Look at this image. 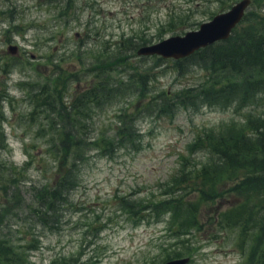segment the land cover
Wrapping results in <instances>:
<instances>
[{"label": "rangeland", "instance_id": "374dc122", "mask_svg": "<svg viewBox=\"0 0 264 264\" xmlns=\"http://www.w3.org/2000/svg\"><path fill=\"white\" fill-rule=\"evenodd\" d=\"M239 1L0 0V240L26 264H165L176 252L189 257V264H256L258 245L239 230L204 223L201 231L180 237L169 214L139 205L168 198L177 170L209 160L203 151L192 153L197 138L231 124L245 127L251 107L223 99L173 114L154 112L155 96L176 98L183 89L206 83L208 68L199 60L185 64L184 71L174 60L158 66L155 57L137 52L198 30ZM256 9L249 8V18ZM13 23L31 27L9 36ZM22 33L38 39V56H4L8 40L20 42ZM116 56L128 57L133 67L118 66ZM108 73L109 81L125 83L118 87L124 93L95 105L85 121V135L99 140L103 150L90 151L78 165V187L65 201L43 204L44 191L58 184L59 155L51 151L53 117L38 109V88L56 84L62 74L69 104ZM139 74L149 76L144 90L136 81ZM133 129L141 134L139 147L105 148L108 139ZM237 200H223L225 208Z\"/></svg>", "mask_w": 264, "mask_h": 264}, {"label": "trees", "instance_id": "16d2710c", "mask_svg": "<svg viewBox=\"0 0 264 264\" xmlns=\"http://www.w3.org/2000/svg\"><path fill=\"white\" fill-rule=\"evenodd\" d=\"M254 5L257 9L252 15L256 16L251 19L246 13L240 24L245 26L239 30L238 25L228 40L201 49L188 58L174 60L175 67L181 71H184L185 64L193 61L205 63L209 73L206 83L183 89L176 98L161 93L153 99L154 112L164 114H173L179 108L188 110L200 101L203 104H218L223 99L238 102L251 107L248 124L245 127L231 124L199 136L192 146V153L205 152L208 162L202 166V162L194 160L180 168L170 178L168 198L154 204L140 202L139 205L148 212L169 214L180 237L201 231L204 223L213 225L216 222L223 231L239 230L240 236L256 241L258 257L255 263L264 264V98L261 102L258 100L264 96V0H252L250 7ZM153 57L158 66L166 61ZM127 60L126 56H116L117 65L126 71L133 67L127 64ZM107 77L109 73L105 81L92 82L69 104L64 103L69 83L62 74L59 75L61 81L56 84L38 88V101L41 100L38 109L48 110L50 118L53 117L50 123L54 124V131L50 134L54 148L51 151L59 155L58 184L52 190L44 191L41 196L43 204L65 201L67 192L78 187V165L87 159L90 151L103 150L99 140L89 141L85 135V121L91 119L95 105L100 107L106 101L118 98L120 92L124 93L118 87L125 83H114ZM139 77L137 84L144 90L149 76L139 74ZM141 96L144 97V93L141 92ZM162 96L164 100L159 101ZM120 124L123 129L127 128L126 123ZM140 135L135 129L132 133H120L113 140L108 139L105 148L115 144L120 148L139 147ZM230 199L238 200L225 208L223 200ZM49 209V212L53 211L54 206ZM176 253L172 259L189 258L181 252ZM0 264L26 263L22 254L0 240Z\"/></svg>", "mask_w": 264, "mask_h": 264}, {"label": "water", "instance_id": "95a60500", "mask_svg": "<svg viewBox=\"0 0 264 264\" xmlns=\"http://www.w3.org/2000/svg\"><path fill=\"white\" fill-rule=\"evenodd\" d=\"M252 0H241L229 11L215 16L203 23L198 30L189 31L183 36H173L158 43L141 47L137 54L140 57L158 56L165 60H181L197 51L220 41L228 40L233 31L243 21ZM190 258L167 261L165 264H189Z\"/></svg>", "mask_w": 264, "mask_h": 264}, {"label": "flooded vegetation", "instance_id": "af4514ba", "mask_svg": "<svg viewBox=\"0 0 264 264\" xmlns=\"http://www.w3.org/2000/svg\"><path fill=\"white\" fill-rule=\"evenodd\" d=\"M31 26H21L20 25H10L8 30V35L10 36L12 33L20 35L22 30L29 29ZM35 28H38V25L34 26ZM77 37H80L81 34L77 33ZM8 39V36L6 37ZM21 41H16L14 39L8 40V48L3 52L2 54L4 56H38V39H31L28 38L25 33H22V38H20ZM22 43H25L26 45H23ZM61 43H63V40H61ZM85 45V43H84ZM87 53V52H86ZM89 56L92 55V53H87ZM58 56V54L56 55ZM100 56H104V54H100Z\"/></svg>", "mask_w": 264, "mask_h": 264}]
</instances>
